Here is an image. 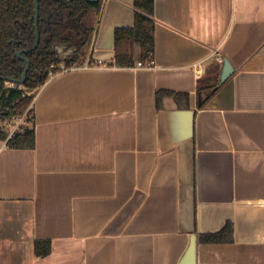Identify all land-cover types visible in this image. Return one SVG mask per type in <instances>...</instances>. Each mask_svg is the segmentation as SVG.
<instances>
[{
  "label": "crops",
  "instance_id": "1",
  "mask_svg": "<svg viewBox=\"0 0 264 264\" xmlns=\"http://www.w3.org/2000/svg\"><path fill=\"white\" fill-rule=\"evenodd\" d=\"M133 17L102 0L92 62L34 93V147L0 143V264H264V0H154L151 63L118 67Z\"/></svg>",
  "mask_w": 264,
  "mask_h": 264
},
{
  "label": "trees",
  "instance_id": "2",
  "mask_svg": "<svg viewBox=\"0 0 264 264\" xmlns=\"http://www.w3.org/2000/svg\"><path fill=\"white\" fill-rule=\"evenodd\" d=\"M102 0H38L37 29L39 41L34 50L23 54L30 62L25 81L10 85L0 79V138L6 135V127L16 117L24 115V126L15 134L10 148H33L34 131L31 103L34 93L49 77L50 66L54 71L60 65H82L88 60L92 36L97 23ZM134 17L131 26L115 27L113 31V63L118 67L133 66L137 61L149 63L154 54V0H133ZM34 1L0 0V76L19 79L25 63L18 59L16 51L29 48L34 41ZM64 45L71 49L68 55L57 53ZM138 46L136 56L133 47ZM88 58V59H87ZM87 59V60H86ZM212 89L199 97L198 106L205 103ZM198 88V94L201 95ZM172 94L177 101L187 98L186 93L156 92V105L160 106L163 94ZM232 223L202 238L210 242L230 240ZM50 251L48 240L34 241V253L44 256Z\"/></svg>",
  "mask_w": 264,
  "mask_h": 264
},
{
  "label": "water",
  "instance_id": "3",
  "mask_svg": "<svg viewBox=\"0 0 264 264\" xmlns=\"http://www.w3.org/2000/svg\"><path fill=\"white\" fill-rule=\"evenodd\" d=\"M34 1V41L33 44L26 49H20L18 51H16V56L18 59H21L24 61L25 66L24 69L22 71L21 77L19 79H12L10 77H6V76H0V79L4 80L7 83H13V84H17V85H21L26 78V73L27 70L29 68V60L23 55L25 53L31 52L32 50H34L38 44L39 41V32L37 29V20H38V0H33ZM57 1H64V0H57ZM64 47V45H60L57 47V53H61V49ZM70 49L67 50L66 53H69ZM234 69L232 67V65L230 64V62L228 61L227 58H224L222 60V68H221V72H220V76H219V83L222 84L224 81H226L233 73Z\"/></svg>",
  "mask_w": 264,
  "mask_h": 264
},
{
  "label": "built area",
  "instance_id": "4",
  "mask_svg": "<svg viewBox=\"0 0 264 264\" xmlns=\"http://www.w3.org/2000/svg\"><path fill=\"white\" fill-rule=\"evenodd\" d=\"M151 63V62H149ZM145 63H142L140 61L137 62V67H143L145 66ZM64 65H60V69L64 68ZM54 66L51 65L50 66V70H49V76L54 75L57 71L53 70ZM59 69V70H60ZM58 70V71H59ZM10 84V83H9ZM13 85V84H10ZM16 85V84H15ZM1 125V122H0ZM24 126V115L21 116H16L9 124L8 127H6V135L3 139L0 138V143H1V147H8L10 148V143L13 141L15 134L17 132H19Z\"/></svg>",
  "mask_w": 264,
  "mask_h": 264
},
{
  "label": "flooded vegetation",
  "instance_id": "5",
  "mask_svg": "<svg viewBox=\"0 0 264 264\" xmlns=\"http://www.w3.org/2000/svg\"><path fill=\"white\" fill-rule=\"evenodd\" d=\"M65 1V0H64ZM57 48V47H56ZM67 50L68 49H65V47H64V49H63V51L60 53V54H62V55H68L69 53H66L67 52ZM70 51H71V49H70ZM5 83H7V82H5Z\"/></svg>",
  "mask_w": 264,
  "mask_h": 264
}]
</instances>
